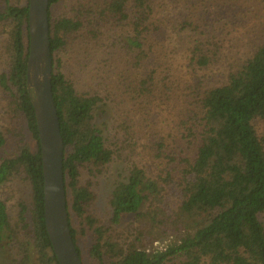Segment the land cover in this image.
<instances>
[{
    "label": "trees",
    "instance_id": "1",
    "mask_svg": "<svg viewBox=\"0 0 264 264\" xmlns=\"http://www.w3.org/2000/svg\"><path fill=\"white\" fill-rule=\"evenodd\" d=\"M261 9L264 0H49L81 264H264ZM28 50V0H0V264H58ZM120 161L102 207L99 184Z\"/></svg>",
    "mask_w": 264,
    "mask_h": 264
},
{
    "label": "water",
    "instance_id": "2",
    "mask_svg": "<svg viewBox=\"0 0 264 264\" xmlns=\"http://www.w3.org/2000/svg\"><path fill=\"white\" fill-rule=\"evenodd\" d=\"M49 0H28L26 87L31 95L43 173V217L58 264H81L68 224L60 123L52 92Z\"/></svg>",
    "mask_w": 264,
    "mask_h": 264
},
{
    "label": "rangeland",
    "instance_id": "3",
    "mask_svg": "<svg viewBox=\"0 0 264 264\" xmlns=\"http://www.w3.org/2000/svg\"><path fill=\"white\" fill-rule=\"evenodd\" d=\"M259 18H263L264 17V10H260L258 15H256ZM127 164L124 161H120V162H116L114 165H112V167L109 169V172L107 174V176H105L100 184H99V195H98V204L100 206H105L106 204V198L107 195L110 191V189L112 188L113 182L115 180L118 179V177L120 176V174L125 173V169H126ZM161 243L157 242L154 244V246L160 247L162 246ZM5 256H8L6 253H1L0 250V260L5 259Z\"/></svg>",
    "mask_w": 264,
    "mask_h": 264
}]
</instances>
